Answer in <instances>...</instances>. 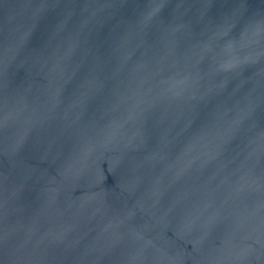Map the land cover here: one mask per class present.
<instances>
[{"label": "water", "instance_id": "water-1", "mask_svg": "<svg viewBox=\"0 0 264 264\" xmlns=\"http://www.w3.org/2000/svg\"><path fill=\"white\" fill-rule=\"evenodd\" d=\"M0 264H264V0H0Z\"/></svg>", "mask_w": 264, "mask_h": 264}]
</instances>
